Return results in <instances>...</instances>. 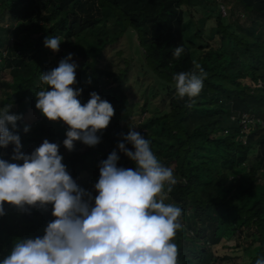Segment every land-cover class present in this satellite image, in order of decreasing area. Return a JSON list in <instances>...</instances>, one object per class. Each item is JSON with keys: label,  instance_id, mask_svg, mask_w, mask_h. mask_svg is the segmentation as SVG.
Here are the masks:
<instances>
[{"label": "trees", "instance_id": "1", "mask_svg": "<svg viewBox=\"0 0 264 264\" xmlns=\"http://www.w3.org/2000/svg\"><path fill=\"white\" fill-rule=\"evenodd\" d=\"M234 1L248 24L231 23L219 0H0V18L7 10L13 19L0 26V88L3 73L8 70L10 76L0 107L11 106L10 112L21 115L14 130L21 151L30 153L45 138L59 144L62 157L70 152L67 171L83 188L98 179L97 158L106 159L113 149L118 166L135 168L117 148L121 134L134 126L150 141L156 158L172 169L175 183L171 190L166 183L159 197L182 209L181 228L173 238L177 264H217L214 248L224 238L228 218L240 240L243 235L249 248L258 245L249 264L264 257V0ZM56 33L64 39L63 57L71 53L73 61H82L72 85L82 89L81 102L95 91L114 108L94 146L75 141L67 150L62 145L67 125L35 108L34 93L42 89L36 79L47 64L43 40ZM125 35L132 38L140 67L159 88L146 91L141 102L129 84L130 58L118 52L121 63L114 67L106 57L109 46ZM26 44L31 51H22ZM179 45L183 51L174 57ZM194 61L206 76L188 106L186 98L175 95L173 74L193 71ZM151 95L162 96L159 108L152 106ZM144 109L150 114L146 119ZM24 125L30 126L27 133ZM12 148H0V158L10 160ZM89 158L93 167L84 163ZM53 218L51 210L18 209L6 202L0 258L16 238L43 235Z\"/></svg>", "mask_w": 264, "mask_h": 264}, {"label": "clouds", "instance_id": "2", "mask_svg": "<svg viewBox=\"0 0 264 264\" xmlns=\"http://www.w3.org/2000/svg\"><path fill=\"white\" fill-rule=\"evenodd\" d=\"M43 43L55 52L61 40L48 36ZM182 51L176 46L172 55L179 57ZM193 65V71L173 74L175 95L186 98L188 106L201 92L206 76L198 63ZM77 67L68 53L58 66L40 73L45 87L34 93L35 108L43 116L67 125L62 145L69 151L75 141L96 145L101 139L98 133L114 115L112 104L95 91L81 102L82 89L72 86L77 83ZM10 107H0V148L13 146L10 160L0 158V216L7 202L18 209L47 210L51 205L54 218L46 223L43 235L16 238L0 264H177L173 238L181 228L182 209L159 197L165 184L171 190L175 180L145 136L130 125L121 134L117 148L135 168L118 166L120 157L113 149L98 163L93 196L67 171L59 144L45 138L30 153L21 151L20 135L14 131L21 115L10 112ZM29 129L24 125L25 133ZM254 264H264V257L257 256Z\"/></svg>", "mask_w": 264, "mask_h": 264}, {"label": "rangeland", "instance_id": "3", "mask_svg": "<svg viewBox=\"0 0 264 264\" xmlns=\"http://www.w3.org/2000/svg\"><path fill=\"white\" fill-rule=\"evenodd\" d=\"M227 1V2H224ZM221 3L220 5L225 7V14L222 13L223 16H225L228 20H230L231 23H236V21L243 23L244 25L248 24V20L246 19L247 17H242L241 14L243 13L241 7L236 4L234 0H219ZM241 16V17H240ZM244 20V21H243ZM247 20V21H246ZM13 19L10 15V13L6 10V14H4L0 18V22L2 24L0 26H9L11 25ZM239 24V23H238ZM2 28V27H1ZM0 28V29H1ZM58 37L61 40V43L59 45V50L58 51H53L47 47H45V51L47 54V64L45 68L42 70V72L50 70L56 66H58V62L64 58L62 53L65 51L64 45H63V37H61V34L56 33L55 35H51ZM22 38V37H21ZM134 41V40H133ZM134 44L132 42V38L129 35H125L122 37V39L118 42L115 43L113 46H109L107 49L106 57L109 60V62L112 64V66H116V64L121 63V57L118 55V52H122L123 56L130 58L131 60V66L132 69L130 71V76L131 81L129 82L132 87H135L137 89V92L134 91V99L136 102H141L143 99L144 93L147 91L149 94L150 92H156L159 88L157 86H153V81L152 77L148 74H145V68L140 67V60H139V54L136 48L133 47ZM29 45H25L22 48L23 52H29L30 50ZM71 62V61H70ZM77 65L79 66L82 61H76ZM6 73L2 75L1 80V88H0V94L7 88L6 83L9 82L10 76L8 74V70L5 71ZM36 85L44 88L45 86L41 84L39 77L36 79ZM150 87V88H149ZM141 98V100L139 99ZM161 100L162 96L157 95V96H152L151 95V104L153 107H158L161 106ZM138 108V107H137ZM140 108L142 109V106L140 107L139 105V111ZM151 112V109H150ZM144 118L146 119L149 117V111L148 110H143V113L141 114ZM135 116L136 118L138 117L137 111H135ZM248 119V117H246ZM41 119V118H40ZM55 127V126H54ZM70 152H65L63 155V160L62 162L67 166L70 163ZM102 159V157H101ZM86 166H91L93 167L94 165V160L89 158L87 161L84 162ZM247 165L246 166H241L238 168V171L235 170L236 172H232V176L234 173L242 172L247 170ZM232 219H226V225L222 229L224 232V238L220 242V244L216 245L214 248V251L216 255L220 258V260L217 262V264H249L250 259L254 256L258 245H254L252 248H249L247 246V240L248 238L242 235V239L240 240V233L237 231L234 232V228L232 225ZM235 227V225H234ZM237 233V234H236ZM236 234V235H235ZM239 244V245H238Z\"/></svg>", "mask_w": 264, "mask_h": 264}, {"label": "built area", "instance_id": "4", "mask_svg": "<svg viewBox=\"0 0 264 264\" xmlns=\"http://www.w3.org/2000/svg\"><path fill=\"white\" fill-rule=\"evenodd\" d=\"M220 4H221V3H220ZM220 9H221V12L225 14V7L222 6V5H220ZM34 126H35V124H34L32 127H34ZM97 160H98V161H101V156H99V157L97 158ZM95 182H96V181H95ZM95 182L90 183V184H89L88 186H86V187L83 186V188L86 189V190H88V191H89L90 189H94V188H93V185H94ZM30 209H31V208H30ZM32 209H34V210H36V211L48 212V211L51 210V205L48 206L47 210L40 209V208H37V207H32Z\"/></svg>", "mask_w": 264, "mask_h": 264}]
</instances>
